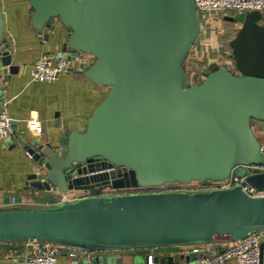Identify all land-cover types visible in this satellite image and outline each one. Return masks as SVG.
<instances>
[{
    "label": "water",
    "instance_id": "1",
    "mask_svg": "<svg viewBox=\"0 0 264 264\" xmlns=\"http://www.w3.org/2000/svg\"><path fill=\"white\" fill-rule=\"evenodd\" d=\"M27 2L38 37L47 39L54 18L68 28L55 55L89 54L92 62L83 63V75L108 86L83 125L24 145L43 168V175L28 176L31 186L66 192L186 184L223 179L231 171L243 176L236 165L264 164V150L250 126L257 125L264 142V17L259 12L229 17L241 22L233 41L237 71L213 63L192 84L184 81L183 63L199 28L193 0ZM6 46L0 12V62L10 73L15 66ZM98 159L126 171L92 173L100 168L92 162ZM243 183L264 187V171L245 175ZM263 226L264 196H249L239 185L0 208V240L37 239L89 251L236 240ZM153 261L173 264L169 256ZM78 262L146 264V256L91 255Z\"/></svg>",
    "mask_w": 264,
    "mask_h": 264
},
{
    "label": "crops",
    "instance_id": "2",
    "mask_svg": "<svg viewBox=\"0 0 264 264\" xmlns=\"http://www.w3.org/2000/svg\"><path fill=\"white\" fill-rule=\"evenodd\" d=\"M252 11L246 13L259 12L264 17V10ZM0 12L6 50L10 55L9 64L15 66L8 73L7 67L0 62V109H5L13 122L8 138L5 141L0 138V207L54 205L60 191L39 190L29 184L28 176L35 172L37 163L26 154L24 145L34 139L44 141L55 137L64 127L73 129L83 125L106 94L108 86L95 84L86 78L81 69L82 62L77 60L70 61L67 71L52 81L32 80L29 69L33 61L44 53L55 55L69 30L54 18L50 21L47 39L38 37L30 24L32 11L27 0H0ZM234 14L227 11L197 15L198 33L184 60V65L190 68L189 75L194 73L195 79L201 80L202 72L213 63L237 71L233 41L241 22L229 19ZM29 116L39 121L42 127L40 133L26 129L25 120ZM90 190L97 191L95 187ZM82 193L81 189L64 192L70 197H82ZM11 200L17 204L8 205ZM27 241L0 240V264H18L29 253ZM191 245L117 248L90 253L92 256L114 255L125 259L130 256L139 260H143L146 254L159 259L169 256L173 264H180L184 260L193 261L196 258ZM222 247L221 242H215L211 249L219 251ZM68 251V248H64L55 264H79L78 261H84L79 252L77 257H70ZM227 264L235 262L229 260Z\"/></svg>",
    "mask_w": 264,
    "mask_h": 264
},
{
    "label": "built area",
    "instance_id": "3",
    "mask_svg": "<svg viewBox=\"0 0 264 264\" xmlns=\"http://www.w3.org/2000/svg\"><path fill=\"white\" fill-rule=\"evenodd\" d=\"M196 15L214 13V12H246L249 10H264V0H193ZM88 56V58H87ZM80 61L83 63L92 62V57L86 53H78L72 51L67 56H56L47 53L38 56L32 63L29 69V75L32 80L52 81L58 77L59 74L66 72L70 61ZM26 129L35 133H40L42 127L34 116H29L25 120ZM256 138L259 141L260 149L264 150L263 138L258 131L256 124H250ZM11 117L7 114L5 109H0V138L4 141L10 134ZM26 154L27 151H26ZM93 165H100V168L94 170L92 173L103 172L106 174L123 173L126 168L114 164H108L102 159L92 161ZM245 174L237 176L232 171L223 179L218 180H204L191 181L186 184L181 183H163L157 186H127L113 188L111 186L96 188V192L91 191V188L84 189L82 196L88 195H106V194H123L136 192H152V191H197L231 188L239 185L241 190L249 196H264V187L258 189L252 184L243 183L244 176L264 171V164L248 163L240 164ZM235 166V167H236ZM35 173L37 176L43 175V168L37 164ZM191 185H188L190 184ZM94 188V187H93ZM78 198L77 196L70 197L60 192L59 198L53 204L69 202ZM17 202L11 200L8 205H16ZM6 205L0 208H5ZM223 244L221 251H216L211 254V243H194L191 245V251L196 254L193 261L184 260L180 264H227L229 260H233L235 264H264V226L260 229L254 230L244 237L236 240L220 241ZM219 242V243H220ZM218 243V242H217ZM30 246L29 253L25 255L18 264H55L58 255L64 248H68L67 255L70 257H77L78 252L80 256L86 261L91 257L89 250L70 247L58 242L43 241L31 239L27 241ZM214 250V249H213ZM154 257L152 254H146V264H154Z\"/></svg>",
    "mask_w": 264,
    "mask_h": 264
},
{
    "label": "trees",
    "instance_id": "4",
    "mask_svg": "<svg viewBox=\"0 0 264 264\" xmlns=\"http://www.w3.org/2000/svg\"><path fill=\"white\" fill-rule=\"evenodd\" d=\"M183 65H184V63H183ZM183 68H184V74H185V76H184L185 82H189V83L194 84V83H198L200 81L199 79H195L194 73H191V75H189V70H185V67H183Z\"/></svg>",
    "mask_w": 264,
    "mask_h": 264
},
{
    "label": "rangeland",
    "instance_id": "5",
    "mask_svg": "<svg viewBox=\"0 0 264 264\" xmlns=\"http://www.w3.org/2000/svg\"><path fill=\"white\" fill-rule=\"evenodd\" d=\"M183 67H185V70H190V68H189V66L187 64L183 65ZM188 185H191V183L188 184Z\"/></svg>",
    "mask_w": 264,
    "mask_h": 264
}]
</instances>
